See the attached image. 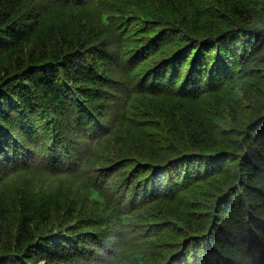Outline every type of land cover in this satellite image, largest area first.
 I'll return each instance as SVG.
<instances>
[{
	"label": "trees",
	"instance_id": "obj_1",
	"mask_svg": "<svg viewBox=\"0 0 264 264\" xmlns=\"http://www.w3.org/2000/svg\"><path fill=\"white\" fill-rule=\"evenodd\" d=\"M0 264H264V0H0Z\"/></svg>",
	"mask_w": 264,
	"mask_h": 264
}]
</instances>
